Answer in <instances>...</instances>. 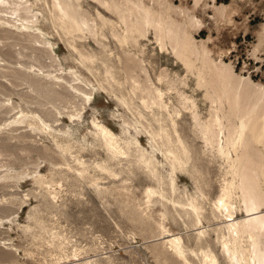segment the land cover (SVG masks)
Instances as JSON below:
<instances>
[{
    "label": "rangeland",
    "instance_id": "rangeland-1",
    "mask_svg": "<svg viewBox=\"0 0 264 264\" xmlns=\"http://www.w3.org/2000/svg\"><path fill=\"white\" fill-rule=\"evenodd\" d=\"M33 1L39 10L38 25L54 43L57 56L53 62H61L66 70L72 65L80 70L82 76L88 78L86 87L88 90L93 87L94 92L91 95V104H82L79 99L71 100L75 101L72 103L70 100L68 102L72 98H68L66 92L54 95L46 90H50L48 87L44 88L46 91L43 89L32 92L30 89L33 85L29 83L31 79L21 77L18 72H10L14 70V63L5 71L6 74H0V264H180L172 255H165L161 250L160 243L163 239L159 231L157 233L156 220L158 212L164 211L163 206L156 203L151 220L146 216L145 189L148 184L157 183L149 178L141 154L133 151L132 146L131 154L127 158L120 161L114 159L100 143L93 141L90 133L94 130L92 119L97 118L117 133L122 144L126 140L134 142L137 138L140 141L139 146L147 153L145 155L160 161L163 179L169 180L171 170L162 152L167 145L159 134L163 128L170 129L171 122L157 120L161 117L158 111L155 110L153 115L132 94L129 82H126L122 72H118V57L123 58L124 54L106 25L104 28L107 36L102 37L107 45L105 48L91 36L83 39L86 50L91 51L99 67L92 71L81 65L77 67L73 58H79V55L74 52L73 54L68 43L60 36L59 33H63L51 19L49 0ZM81 2L95 17L99 27L103 24L97 14L98 10L106 17L117 19L115 13H110L98 3L94 4L89 0ZM144 2L153 6L154 10H163L169 5L167 13L172 18L182 22L187 20V29L198 47L208 51L212 64L218 67L226 65L235 74V80L241 77L244 79L237 80L242 85V90L264 87V0ZM2 34L4 33L1 30L0 47H3L0 48V54L4 52L1 55L3 58L14 60L15 55L11 53V49L8 50L10 47L7 44L12 43L13 39ZM140 40L141 48L127 49L144 59L143 63L154 81L164 72L165 79L174 81L181 91L196 100L199 114L207 118L211 101L205 91L208 89L213 97H217L221 93L223 79L216 72L206 69L201 73L198 70L192 73L172 52L170 46L161 48L158 45L151 26L147 29V35ZM18 47L20 45L17 44L15 48ZM7 50L10 53L7 54ZM30 51L26 49L25 53L29 55ZM29 59L26 61H30ZM46 61L51 63L49 59ZM34 63L39 64L38 61ZM56 64L53 66L60 69L61 66ZM50 68L55 70L52 66ZM59 69L54 73L61 71ZM107 73L118 77L128 103L118 99L121 96L118 83L111 77L109 79ZM199 74L203 76L202 83L205 85L198 84ZM247 77L250 80H246ZM107 78L111 86L108 85ZM161 85L165 90L166 85ZM165 91L170 98L168 101L178 104L182 109L180 116L174 115L176 123L191 148L190 154L198 156L202 166V178L199 181L195 172L178 171L180 177L174 173L176 193L181 198L190 194L199 195L201 198L198 188L200 182L210 197L203 209L209 219L203 218L202 223L194 225L184 214L181 216L170 210L166 212V226L171 229V233H181L191 247H196L193 239L196 232L203 227L208 229V242L219 259L218 263L230 264L212 230L220 219L214 216L211 201L220 193L225 164L218 159H212L204 140L193 127L191 112L181 107L175 91ZM77 103L82 108L77 107ZM58 109H63L61 112L64 113H60ZM33 114L41 117L44 115V118L46 116V124L49 122L51 125L53 122V132L37 129L39 121L32 117ZM31 118L36 123L31 122ZM63 132L69 133V142L67 138L57 136ZM56 140L61 143L68 142L71 154L58 153ZM85 142H89L90 146ZM259 147L263 153V145L260 144ZM77 158L82 159L87 166L83 175H79L75 169L78 166ZM238 210V213L246 214L244 209ZM173 214L176 216L175 221L172 219ZM193 260L195 264H200L198 257L193 256Z\"/></svg>",
    "mask_w": 264,
    "mask_h": 264
},
{
    "label": "bare ground",
    "instance_id": "bare-ground-1",
    "mask_svg": "<svg viewBox=\"0 0 264 264\" xmlns=\"http://www.w3.org/2000/svg\"><path fill=\"white\" fill-rule=\"evenodd\" d=\"M89 1L102 5L110 13H115L117 19L106 17L101 10H98L97 14L103 24L99 27L95 22V17L84 7L81 0H49L48 3L51 19L62 30L63 35L59 33L60 36L68 43L72 53L79 55V58H73L76 60L77 67L81 65L90 71L95 67H99L98 61L93 59L91 51L86 50L83 39L91 36L105 48L107 45L102 37L107 36L104 28L106 25V29H110L112 37L117 41L121 47V52L124 54L123 58L118 57V72H122L126 82H129L132 94L139 99L142 106L144 105L150 109L153 115L155 110L158 111L161 117L157 120L171 122L170 129L163 128L159 134L167 145L162 152L171 170L169 180L163 179L159 167L160 161L152 156H146L147 153L139 146L140 141L137 138L134 142L126 140L122 144L116 135L117 133L103 122L98 121L97 118L92 119L94 130L90 132L93 141L96 140L100 143L107 154L114 159L120 161L127 158L131 154L132 146L134 147L133 151L136 150L141 154L149 178L157 183V185L148 184L145 189L147 218L151 220L153 217L156 203L161 204L164 208V211L157 210L160 212H158L159 216L156 220L157 233L159 231V235L163 239L160 243L162 252L165 255H172L180 264H195L193 256L198 257L200 264H219V259L208 242L210 237L208 229L198 228L199 230L193 237L196 247H191L188 242H185L181 233H171V229L165 223L167 219L166 212L170 210H174L181 216L184 214L194 225L202 223L203 218L209 219L208 214L203 209L204 204L210 200L209 193L205 191L200 182L198 188L201 198H199V195L194 194L181 198L176 193L177 182L174 173L180 177L178 171L195 172V177L199 181L202 178V166L199 161L200 158L195 154H190L191 148L178 128L174 115L180 116L182 109L178 104L168 101L170 98L166 96L165 90L169 93L171 89L178 96L177 100L181 107L191 112L193 127L204 140L206 150L212 155V159H218L225 164L220 193L211 201V210L214 216L220 219L212 228L216 234V240L221 244L222 251L230 264H264V150L261 153L259 147L260 144L264 147V87L260 86L256 90L248 89L249 91L247 89L246 91L242 90V85H239L237 81L243 79L242 77H236L238 79L235 80V74L226 65L222 67H218L216 64L213 65L208 57V51L205 48L200 49L198 47L187 29V20L179 21L167 13L169 5L163 10H154L153 6L146 4L144 0ZM159 3H162V1H159ZM35 4L36 2L33 0H0V29L3 31L4 34L2 35H5L4 37L13 39L12 43L7 44L10 47L8 50L11 49V53L15 55L14 60L7 59V57L5 59L4 56H1L4 52H1L0 74H6L5 71L8 67L10 69L11 64L14 63L15 65L12 66L14 70L10 72L15 71L14 73L18 72L21 77L31 79L29 80L31 82H27L32 83L33 88L30 89L32 92H39L48 87L50 90H46L51 91L54 95H62L64 94L62 92H66L69 95H67L68 98H72L68 99V102L69 100L79 99L82 104L86 102L91 104L90 100L93 97L91 95H93L94 89L92 87L91 90H88L89 88L86 87L88 78L82 76L80 70L74 68L73 65L68 66L66 70L62 67L61 62H53L56 61L57 56L53 46L54 43L45 35L44 29L38 25L40 16ZM149 26L154 30L158 45L161 48H169L170 46L172 52L183 61L192 73H195V70L201 73L203 69H206L210 72H216L223 79L221 93L217 97H213L208 89L205 91V95L211 101L207 118L201 117L197 110L196 100L192 96L185 94V91H181L174 81L169 78L165 79L164 72L163 76L158 75L155 82L143 63L144 59L135 56L127 49L128 47L141 48L140 39L147 35ZM17 44L20 47L16 49ZM6 48H8L7 45ZM26 49L31 50L29 55L27 52L25 53ZM8 50L7 54L10 53ZM2 51L4 50L2 49ZM35 51H39V53L37 54ZM141 51L143 50L141 49ZM25 56L28 57L27 59L30 58V61L24 60ZM47 59L51 63H47ZM34 61H38L39 64L36 65ZM197 62L201 64L198 65ZM54 63H57L56 66H61V71L54 73L55 70L59 69V67L57 69L55 65L53 66ZM51 66L55 70L51 69ZM108 73L106 74L108 78L111 77L118 83L121 95L118 99L127 102L123 93L124 87L120 88V86H123L122 83L119 82L115 74L111 73L109 75ZM3 76L6 77L7 75ZM202 78L203 76L199 74V85H205L202 83ZM109 79L107 83L111 86ZM246 80H250L249 77ZM161 84L166 85L165 90ZM103 87L105 86L103 85ZM71 102L74 103L75 101ZM77 104L78 107L79 103ZM61 110H59L60 113L63 112ZM39 114L41 115V113ZM40 115H32L35 120L39 121L37 125L35 124L36 128L51 133L54 130L53 122H51V125L49 122L46 124V116L44 118L43 115L42 118ZM55 115L57 116V114ZM35 120L32 119L31 122L36 123ZM68 134L63 132L57 136H61L63 139L67 138L66 140L69 142L70 135ZM59 141L56 140L55 145L59 150L57 152L71 154L69 151L71 149L70 144ZM74 143L76 142L74 141ZM76 162L78 166L74 165L76 166L75 169L79 175H83L87 166H85L82 159L77 158ZM238 209H244L246 214L241 212V215L237 212ZM157 211L155 212L157 213ZM172 219L175 221V214L172 215Z\"/></svg>",
    "mask_w": 264,
    "mask_h": 264
}]
</instances>
